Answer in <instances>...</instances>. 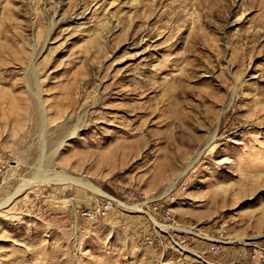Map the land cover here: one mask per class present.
I'll return each mask as SVG.
<instances>
[{"label":"rangeland","instance_id":"obj_1","mask_svg":"<svg viewBox=\"0 0 264 264\" xmlns=\"http://www.w3.org/2000/svg\"><path fill=\"white\" fill-rule=\"evenodd\" d=\"M0 176V264H264V0H0Z\"/></svg>","mask_w":264,"mask_h":264},{"label":"built area","instance_id":"obj_2","mask_svg":"<svg viewBox=\"0 0 264 264\" xmlns=\"http://www.w3.org/2000/svg\"><path fill=\"white\" fill-rule=\"evenodd\" d=\"M1 179V176H0ZM183 191V188H179V191ZM174 192L172 191L171 193H169V195H167L170 203L175 201V196H174ZM132 197L135 196V194L132 193L131 195ZM113 205L111 203H107L104 207H102L100 210H109L112 209ZM154 210H158L157 205L154 206ZM101 211V212H103ZM85 216H90L89 213L84 214ZM162 216L164 219L166 220H171V214H170V210L168 209V206L166 204V206L164 207V209L162 210ZM210 252L212 254H218L221 251L222 245L224 243V233L223 230H219L217 233V236L214 239H211L210 241ZM256 247V246H255ZM252 258L257 260H264V247H256L253 251L252 254Z\"/></svg>","mask_w":264,"mask_h":264},{"label":"bare ground","instance_id":"obj_3","mask_svg":"<svg viewBox=\"0 0 264 264\" xmlns=\"http://www.w3.org/2000/svg\"><path fill=\"white\" fill-rule=\"evenodd\" d=\"M73 134H74V133H73ZM213 139H214V135L210 137V142L213 141ZM172 186H173V185H172ZM172 186H171L170 188H168V189H171ZM167 191H168V190H167ZM18 192H19V191H18ZM17 194H18V193H17ZM17 194H16V195H17ZM14 197H15V196H12V197L8 198L7 201H5V202L3 203V206L9 204L10 201H11ZM134 210L142 211V210H140V209L137 208V207H135ZM147 216H149V218L153 221L154 225H155L157 228H159L160 230H167V227H165V226H161V225H159L158 223H156L155 220H154L149 214H147Z\"/></svg>","mask_w":264,"mask_h":264}]
</instances>
